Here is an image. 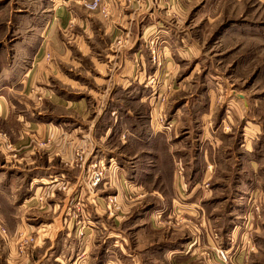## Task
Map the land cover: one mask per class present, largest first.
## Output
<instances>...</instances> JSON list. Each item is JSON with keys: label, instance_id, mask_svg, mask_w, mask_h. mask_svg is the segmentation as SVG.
I'll return each instance as SVG.
<instances>
[{"label": "crops", "instance_id": "obj_1", "mask_svg": "<svg viewBox=\"0 0 264 264\" xmlns=\"http://www.w3.org/2000/svg\"><path fill=\"white\" fill-rule=\"evenodd\" d=\"M8 1L0 0V15ZM104 1L112 11L110 18L102 19L99 13L88 11L82 0H51L47 2V13L43 17L20 9L16 13L25 16L17 18L26 25L22 27L24 33L14 39L11 48L0 46V58L6 60L0 67V119L18 121L21 125L19 130H14L10 124L8 127L11 132H18L21 138L42 140L48 137L57 147L62 140L68 141L70 147L62 154L76 157L77 149L85 159L83 165H77V172L70 175L72 170L68 171L67 176L64 172L42 175L43 170L52 167L44 169L42 165H36L32 169L37 173L32 176L30 184H37L44 195L54 193L56 186L63 182L69 183L73 185L75 194L79 193L81 200L86 202L81 214L55 205L58 210L50 214V222L37 226L31 222L35 217H28L23 210L27 206L30 208L33 203L30 199L34 197L24 196L20 200L21 194L17 192L22 182L19 184L17 181L13 185L9 178L6 179L10 183L5 185L2 182L1 185H18L8 201L13 204L20 200L21 203L20 210L12 211L13 221L9 218L14 229L11 231L10 228V235L24 227L27 233L37 231L36 247L44 248V253L37 259H29L22 252L17 254L19 251L9 242L10 252L2 260L3 264H90L88 255L94 245V237L105 227L106 216L101 207H92V211L85 208L88 201L100 202L101 199L98 194L91 199L83 181V172L97 159L118 166L121 178L127 174L135 190L141 191L150 181H159L166 191H158L155 203L159 205L154 207L166 211L163 222H171L170 214L175 209L184 211L180 216L191 218L197 210H191L193 207L190 205L200 204L199 208L204 213L209 210V221L219 223L213 216L214 211L221 203H230V208L227 205L229 211L222 214L223 218L221 214L218 216V219H226L222 221L226 223L224 230L217 225V234L224 241H216L212 229L203 227L206 245L215 247L222 242L228 249L231 232L243 228V222L238 225V221L234 224L231 221L249 216V198L252 195L245 200L247 193L241 188L245 179L231 181L222 175L229 171L231 164L228 163L233 157L224 148L229 133L225 127L230 126L233 130L237 122H244L248 103L240 97L242 102L230 100L227 86L222 89L224 93L218 94L216 85L190 82L195 73L199 74L202 65L199 60L203 54L201 45L182 25L186 15L185 8L181 6L183 2ZM4 25L11 28L12 23L8 21ZM122 33L129 34L130 43L120 49L116 41ZM152 41L156 43L163 62L160 68L151 60ZM48 55L50 59H47ZM187 67L190 70L185 72ZM152 76L162 84L157 89L159 96L152 95L153 86L148 82ZM169 84H172L170 90ZM163 93H168L164 102L161 100ZM218 99L220 102L224 100L220 104ZM163 122L172 127L166 129L161 124ZM254 125L253 129L259 132L258 125ZM6 140L2 138L0 147V153L8 152L0 165V174L6 173L14 179L16 174L19 177L27 172L21 164L31 158L30 150L21 148L17 152L20 158L13 160L11 156L17 155L2 149ZM45 159L49 164L53 163L49 156ZM138 161L141 162L139 165ZM9 163L14 164L7 167ZM114 166L111 165L110 169ZM237 175L240 177V172ZM118 182L112 179L102 187H116V194H119L117 186L122 184L118 185ZM228 184L234 187L230 188L227 196ZM103 188L101 190H105ZM256 196L257 193L253 194ZM86 213L89 215L88 227L83 238L77 239L80 228L75 217L78 214L84 219ZM114 223L115 235H121L118 233L122 232L121 226ZM161 225L154 222L151 226L144 225L143 229L152 237L154 231L164 228ZM206 225L209 228L210 224ZM164 231L165 234L167 230ZM249 236V233L241 234L240 242H237L238 248L234 252L236 264H256L253 260L248 262L255 252L251 253ZM194 238L172 241L167 237L162 243L153 239L142 251L153 258L162 256L166 261L163 264H196L193 261L202 247ZM138 257L139 253L133 258L136 264H140ZM197 264L213 263L197 261Z\"/></svg>", "mask_w": 264, "mask_h": 264}, {"label": "rangeland", "instance_id": "obj_2", "mask_svg": "<svg viewBox=\"0 0 264 264\" xmlns=\"http://www.w3.org/2000/svg\"><path fill=\"white\" fill-rule=\"evenodd\" d=\"M50 1L51 0H9L8 6L1 9L3 13L0 15V46L7 45L8 48H11L14 44V39L21 35V33H24L22 32V27H26V25L17 18H24L25 16H18V13H16L18 10L22 9L27 13L32 12L33 15L39 14L43 17L47 13V2L50 3ZM85 1L88 0H82L84 8ZM130 1L132 0H128V3ZM182 2L184 5L181 4V6H183L186 11L185 20L182 22V25L190 31L192 36L201 45L203 54V58L199 60L202 63V65H200L199 74L197 75V73H195L196 76L194 75L192 79H190V82H198L203 85L205 83L216 85V92L218 94L224 93L222 89L227 86L229 88L228 92L231 93L230 100L236 101L240 97V99H245L248 103L244 122L242 124L240 121L237 122L233 130H231L230 126L225 127L226 131H229V133L226 136L228 142L225 144L224 148H226L228 151L227 153L233 157L232 161L228 163L231 164L229 166V171L227 173L224 171L222 175L223 178H230L231 181L232 179H245L243 180V184H241V188L247 193L245 200L247 197L249 198V195H252V197L249 198L251 199L249 216H246L247 219L231 221L233 222L232 224L238 221V225L241 224L240 222H243V228L240 227L235 230V233L231 232V245L227 249L222 245L224 241L223 237L217 234V230H219L217 225L221 230L226 225V223L222 222L226 220L222 219V214L229 211L228 206L230 208V203H221L220 207L214 211L213 216L219 223L209 221V210L207 213H204L201 208H199L200 204L195 206L193 204L190 205L193 207L191 210L195 208L197 210L195 216L191 215V218L180 216L182 215V210L180 211L173 208L175 209L174 212L176 217L180 216L178 217L180 219H177L174 216V212L172 213L170 211L171 222H163V215L166 211L154 207L159 205L155 203L159 196L158 191H166V188H163L159 181H150L141 191L138 189L135 190L127 174L124 173L123 178H121L118 170L115 171L114 168H108V175H106V179L103 183L109 182L112 179L118 181L119 177L118 185L119 183L122 185H120V187L117 186L119 194H116L118 191L115 190L116 187L103 188L102 184L97 188L87 189L88 194L92 197L91 199H93L95 194H98L101 201H88L87 206L89 205V208L87 206L85 208L92 211V207H101V211L104 213L103 215L106 216L105 222H103L105 223L103 225L105 226L103 227L104 229L94 237L92 243V245H94L88 255L90 264H136L133 258L134 255L138 256V253L140 264H163V262L166 261H163L162 256H154L153 258L149 253L143 252L142 250H144L149 243L151 244L150 241L153 239L163 242L167 237L172 241H177L181 238H186L188 240L195 237V241L198 242L197 244L202 248L198 252L196 259L194 258L196 262L193 261V263L197 264V261H207L213 264H215L214 262L227 264L223 262L216 253L217 249H223L230 252L229 264H236L234 252L238 248L237 242H240L241 234L245 233L250 234L249 239L252 241L250 248L252 247L251 249L253 250L251 253L255 251L253 255L250 256L251 260L249 259L248 262L250 263L253 260L256 264H264V0H181V3ZM103 4H106L104 0ZM104 10H106V14L102 10L90 12L99 13L102 19L110 18L112 13L111 9L106 5ZM8 21L12 23L11 28H8L10 27L8 25H4V22ZM17 21H19V23ZM7 31L10 34H7ZM126 33H122L120 38L116 41V46L120 49L125 48L128 46V43H130V36ZM119 41H121V43H119ZM50 58L51 56L48 55L47 59ZM5 63L6 60L0 58V67ZM189 70L188 68L185 72ZM223 100L224 99H221V102ZM217 102L221 104L219 99ZM240 102L242 101L240 100ZM9 124L14 130H19L21 126L18 121L6 122L0 119V147L2 146V138H5L7 140L5 147H2V149L5 148L9 150L12 155L16 154L17 156L15 157L11 156L13 160L20 158L17 152H20L21 148L29 149L31 158L28 157L27 160H25V162L23 161V164H21V168L27 171L23 172L27 173L26 176H22L23 173H21L19 177H17L16 174L14 179H10L6 173L2 172L0 174V264H3L2 260L4 261L10 252L9 242L15 245L16 251H19L17 254H21L22 252L24 255H27L29 259H37L44 253V248L36 247L38 243L37 231L27 233L24 227L16 231L15 234L11 233L10 235L9 233L10 228L11 231H14V229H12L13 225L10 222V219L13 221L12 211L15 210L16 212L21 209V207H19L21 204L19 201L22 200L24 196L25 198L34 197L30 199V201L33 202L30 208L27 206V208L24 207L23 210L28 217H35L31 220L35 225H42V223L44 224L45 222L49 223L51 219L50 214H52L55 209L58 210V208H55V205L59 204L65 206L66 211L80 214L84 213L82 209L84 205H86V202L81 201L82 197H80V194H75L72 184L63 182L59 186H56L54 193L49 192L44 195H42L41 190L37 188V184L35 186L30 184L32 176L37 173L36 170L32 169L36 165H42L44 169L52 167L49 170H43L42 175H48L51 172L60 175V173L64 172L67 176L68 171L72 170L70 175L72 172H77V165H83L85 160L84 156L79 157V159L77 158L79 155L76 156V154L80 153V151L77 149L75 150L74 156L76 157L63 155L62 153L70 147L68 141L62 140L57 147L52 141L48 140V137L42 140L37 138L30 140L21 138L18 132L16 134L9 130ZM161 124H163L166 129L172 127L169 123L163 122ZM254 124L258 125L257 129H259V132L253 129L255 127ZM14 148L17 149L16 152L12 151ZM46 153L48 155H46ZM6 154H8V152H5V154L0 153V165L4 162ZM35 156H37V159H35ZM46 156H49V158L53 160L52 164L46 161ZM140 163L141 162L138 161V165ZM13 164L14 163H9L7 167ZM29 169L31 171H28ZM86 171L87 169L83 172L84 177L87 175ZM239 172L241 174L240 177L237 175ZM28 173L30 174L29 176ZM6 179L13 185L17 181L19 184L21 182V184H23L17 192L22 196L19 195L20 200H16L17 202L15 201L13 204H10L8 200L12 199L14 196L13 192L18 185L13 187L1 185L2 182H5V185L10 183ZM227 187L226 195L228 196L230 195V188L234 186L228 184ZM102 188L105 190H101ZM255 193H257V196L253 197ZM113 197H115L116 200H114ZM81 202L83 205L80 209ZM61 209L62 207L59 208V210ZM220 214L222 218L220 217V219H218ZM88 216L87 214V217L82 219L79 218L77 214L75 217L80 228L77 239H81L80 237L83 238L84 236L80 235V231L82 226H84L85 229L88 227ZM137 216L140 217L136 218ZM43 217L49 220L45 221ZM27 222L29 224L30 221L27 220ZM114 222H117L118 226H121L122 232H118L121 235H115ZM154 222L158 225L162 223L161 226H164V228L160 231H154L155 233L151 237L143 228H145L144 225L149 224L151 226V223ZM207 223L210 224L209 228L206 225ZM203 227L210 230L212 229L216 241L222 240V242L216 244L215 247L211 244L206 245V235H203ZM137 229L140 230L137 231ZM164 230H167L165 234ZM168 231L171 232L169 233ZM254 245H256V247Z\"/></svg>", "mask_w": 264, "mask_h": 264}, {"label": "built area", "instance_id": "obj_3", "mask_svg": "<svg viewBox=\"0 0 264 264\" xmlns=\"http://www.w3.org/2000/svg\"><path fill=\"white\" fill-rule=\"evenodd\" d=\"M84 6L86 9L89 11H97V10H102L106 14V4H103V0H88L84 2ZM121 43V41H119ZM151 60L154 65H156L157 68H160L163 65L162 59L160 57V52L159 49L156 45L155 42H152V47H151ZM148 82L152 84L153 90H152V95L153 96H159V93L157 89L162 85L161 82L155 77L152 76ZM164 83V82H163ZM172 88V84L168 85V90ZM162 102L166 101L168 97V93H163L161 96ZM79 155V156H78ZM76 156L79 159V157H83V153H77ZM108 163H111L112 166H114L113 162H106L101 159H97L95 161H92L88 167L86 168L87 175L84 177L83 181L87 187V189H94L99 187L101 184H103V181L106 179V175H108V168L110 169L111 165H108ZM118 169V166H114V170L116 171ZM119 180V177H118ZM114 200H116L115 197H113ZM82 201V200H81ZM113 201V200H111ZM83 203L81 202L80 209L82 207ZM84 226H82L80 235H84ZM216 253L218 257L225 263L229 264L230 263V252L228 250H223V249H217Z\"/></svg>", "mask_w": 264, "mask_h": 264}]
</instances>
